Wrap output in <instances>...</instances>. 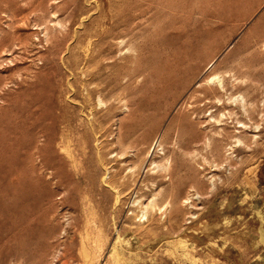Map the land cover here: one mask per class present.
<instances>
[{"label":"rangeland","instance_id":"1","mask_svg":"<svg viewBox=\"0 0 264 264\" xmlns=\"http://www.w3.org/2000/svg\"><path fill=\"white\" fill-rule=\"evenodd\" d=\"M0 147V264H264V0H0Z\"/></svg>","mask_w":264,"mask_h":264},{"label":"bare ground","instance_id":"2","mask_svg":"<svg viewBox=\"0 0 264 264\" xmlns=\"http://www.w3.org/2000/svg\"><path fill=\"white\" fill-rule=\"evenodd\" d=\"M182 70H183V69L180 68V66H176L175 69H174V73H175V74H180V73H182ZM175 74H174V75H175ZM15 130H16V129H15ZM21 133H22V132H21ZM15 134H19V130H18V132L15 133ZM15 134H14V136H15ZM19 136H20V135H18V137H19ZM44 136H45V135H44ZM15 139H16V138H15ZM17 139H18V138H17ZM13 140H14V139H13ZM20 140H21V139H20ZM48 140H49V139H48ZM18 141H19V140H18ZM46 141H47V140H46ZM16 142H17V141H16ZM19 142H20V141H19ZM14 145H15V144H14ZM0 148H1V147H0ZM4 148H6V147H4ZM4 148H3V149H4ZM11 148H13V144H12ZM14 148H15V147H14ZM21 148H22V147H21ZM3 149H2V150H3ZM6 149L8 150V148H6ZM7 150H5V152H7ZM17 150H18V149H17ZM12 151H13V149H12ZM3 153H4V152H3ZM0 155H1V154H0ZM4 155H6V154H4ZM19 155H20V154H19ZM13 156H15V155H13ZM20 156H21V155H20ZM6 157H7V156H6ZM20 158H21V157H20ZM28 158H29V157H28ZM2 159H3V158H2ZM5 160H6V158H5ZM3 161H4V160H3ZM1 162H2V161H1ZM4 162H5V161H4ZM21 162H22V161H21ZM21 162H20V163H21ZM20 163H19V164H20ZM3 165H4V164H3ZM6 165H7V163H6ZM6 165H5V166H6ZM8 165H9V164H8ZM13 165H14V164H13ZM1 167H3V166H1ZM7 167H8V166H7ZM14 167H15V166H14ZM0 170H1V169H0ZM23 178H24V177H23ZM171 180H172V179H170V181H171ZM172 182H173V181H172ZM28 183H29V182H28ZM15 184H16V183H15ZM18 184H19V183H18ZM23 184H24V183H23ZM172 185H173V183H172ZM26 188H27V187H26ZM28 188H30V187H28ZM13 189H14V188H13ZM18 190H19V189H16V191H18ZM16 191H14V192H15L14 194H16ZM19 191H20V190H19ZM19 191H18V192H19ZM20 192H21V191H20ZM20 192H19V193H20ZM8 193H9V192H8ZM8 193H7V194H8ZM27 194H28V193H27ZM12 195H13V193H12ZM16 195H18V194H16ZM25 195H26V194H25ZM25 195H23V196H25ZM6 196H7V195H5L4 197H6ZM10 196H11V195H10ZM30 196H31V195H30ZM7 197H8V196H7ZM17 197H18V196H17ZM14 198H16V197H14ZM8 199H11V198H8ZM8 199H7V200H8ZM7 200H6V202H8ZM23 200H24V199H23ZM14 202H15V201H14ZM24 202H25V201H24ZM3 203H4V202H3ZM20 203H23V202H20ZM0 204H1V203H0ZM5 204H6V203H5ZM5 204H3V205H5ZM8 204H9V203H8ZM10 204H11V203H10ZM12 204H13V200H12ZM14 204H15V203H14ZM1 205H2V204H1ZM20 205H21V204H20ZM25 205H26V204H25ZM12 206H14V205H12ZM2 207L4 208V206H2ZM14 207H15V208H19L18 206L16 207V205H15ZM20 207H21V206H20ZM23 207H24V206H23ZM7 208H8V207H7ZM24 208H25V207H24ZM20 209H21V208H20ZM28 211H29V210H28ZM7 212L10 213V211H7ZM11 212L13 213V211H11ZM14 212H15V211H14ZM26 212H27V211H26ZM29 214H31V212H29ZM19 215H20V214H19ZM25 215H26V214H25ZM3 216H4V215H3ZM11 216H12V214H11ZM15 216H17V214H16ZM22 216H23V215H22ZM27 216H28V215H27ZM29 216H30V215H29ZM1 217H2V216H1ZM5 217H8V216L6 215ZM12 217H13V216H12ZM30 217H31V216H30ZM2 218H3V217H2ZM19 218H20V217H19ZM26 218H27V217H26ZM14 219H15V218H14ZM21 220H22V219H21ZM12 221H13V220H12ZM29 221H30V220H29ZM25 222L27 223L26 220H25ZM21 223H22V222H21ZM17 224H18V223H17ZM27 224H28V223H27ZM27 224H26V225H27ZM7 225H8V224H7ZM22 225H23V224H22ZM28 225H29V224H28ZM31 225H32V224H31ZM23 226H24V225H23ZM19 228H21V226H20ZM24 228H25V227H24ZM28 228H29V227H28ZM21 230H22V229H21ZM15 232H16V231H15ZM28 232H29V231H28ZM22 233H23V231H22Z\"/></svg>","mask_w":264,"mask_h":264}]
</instances>
